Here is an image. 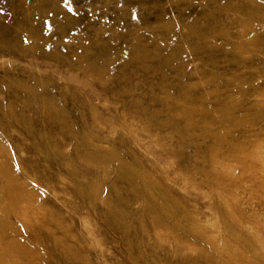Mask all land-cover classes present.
I'll use <instances>...</instances> for the list:
<instances>
[{
	"label": "rangeland",
	"instance_id": "rangeland-1",
	"mask_svg": "<svg viewBox=\"0 0 264 264\" xmlns=\"http://www.w3.org/2000/svg\"><path fill=\"white\" fill-rule=\"evenodd\" d=\"M0 264H264V0H0Z\"/></svg>",
	"mask_w": 264,
	"mask_h": 264
},
{
	"label": "snow or ice",
	"instance_id": "snow-or-ice-1",
	"mask_svg": "<svg viewBox=\"0 0 264 264\" xmlns=\"http://www.w3.org/2000/svg\"><path fill=\"white\" fill-rule=\"evenodd\" d=\"M70 11H71V9H70Z\"/></svg>",
	"mask_w": 264,
	"mask_h": 264
}]
</instances>
